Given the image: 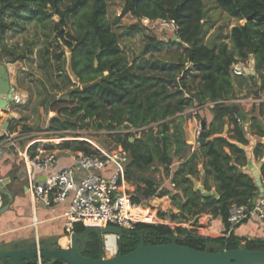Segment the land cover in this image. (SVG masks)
<instances>
[{
	"label": "trees",
	"instance_id": "16d2710c",
	"mask_svg": "<svg viewBox=\"0 0 264 264\" xmlns=\"http://www.w3.org/2000/svg\"><path fill=\"white\" fill-rule=\"evenodd\" d=\"M61 1L0 0V31L9 27L4 20L7 14H15L22 20L37 23H45L54 15H59L58 35L65 37L67 11L60 8ZM78 1L86 6L76 17L78 40L71 52V69L78 82V86L69 92L74 104L71 110L60 109L59 114L63 115L64 119L58 115L54 116L51 122L58 124L62 129L85 128L92 121L100 127L106 124L108 128L114 129L125 122L141 127L160 121L156 133L153 128H149L150 131L143 128L141 133H111L115 145L121 144L129 151L131 162L129 165L127 163L126 169L130 178L145 170L156 157L168 166L172 162L170 151L177 153L184 139L178 126L172 131L173 120L168 119L169 117L184 111L194 100L202 105L217 101L211 107L213 117L210 128L207 129L206 141L200 145V149L204 157L205 188L212 190L215 185L219 196H204L194 189L191 177L200 174L198 154L194 152L182 163L174 178L178 183H182L181 192L184 197L178 206L180 217L175 213L171 216L172 219L178 220L175 228L165 224L138 223L136 229L145 231L146 244L167 243L171 241L169 236L177 235L182 238L179 243L200 250L221 251L240 247L264 249V239H247L243 243L244 238L230 230L231 224L228 221L232 203H248L258 192L254 178L243 170L248 157L246 150L239 144L248 145L249 139L244 123L238 120L234 102L231 101L238 98L232 66L239 60L253 56L256 74L241 77L244 78V83L257 85L264 94V0H216L232 17L246 19L244 24L235 25L231 29L233 50L227 43L217 46L202 43L205 25L203 0H126L125 12L151 20H174L177 26V41L186 51L185 58L177 62L145 59L133 63L128 61L119 44L117 33L106 21V0H93L92 4H87L88 0ZM76 6L75 3L69 8L73 10ZM192 70H196L198 78L188 76ZM190 80L196 82L197 86H191L190 96L184 97V88L189 87ZM257 109L258 114L251 116V128L255 129L257 135L263 136L264 102L259 108H254L253 112ZM227 120L228 136H222ZM11 130L12 125H9L8 131ZM61 147H70L80 154L102 156L86 140L65 141ZM254 152L256 157L262 158L264 144L258 143ZM262 174L264 175V164ZM10 176L16 180L17 176L13 170ZM140 179L146 182V186H139L137 193L132 194L136 202H141V196L148 198L156 191L152 181L142 175ZM5 189L8 190L6 186ZM163 193L165 192H161ZM2 195L7 199L5 203L9 202L5 191ZM206 211L212 212L214 217L221 216L226 229L216 234L206 225L200 224L197 216ZM160 215L166 216V213L160 212ZM86 228L84 224L76 223L74 231L79 232ZM139 242V236L128 235L119 241V248L123 252H129L135 249ZM208 243L214 247L208 249ZM100 248L96 235L88 243L84 254L101 257L103 255ZM7 263L9 261L4 262ZM55 263L60 264L59 261Z\"/></svg>",
	"mask_w": 264,
	"mask_h": 264
},
{
	"label": "rangeland",
	"instance_id": "374dc122",
	"mask_svg": "<svg viewBox=\"0 0 264 264\" xmlns=\"http://www.w3.org/2000/svg\"><path fill=\"white\" fill-rule=\"evenodd\" d=\"M125 1L106 0V21L117 33L119 44L130 63L145 59L177 62L185 58V47L177 41V26L172 20H151L137 17L131 12L124 11ZM203 1L205 4V19L203 20L205 25L202 43L211 46L227 43L233 50L234 46L230 38L231 29L235 25L244 24L246 19L239 20L232 17L217 4L216 0ZM78 2V0H62L60 3V8L67 11L65 27L67 34L65 37L58 35L59 15H54L51 20L45 21V23L22 20L15 14H7L4 18L9 27L5 31H0V88L13 89L20 96V100L12 101V104L5 108L0 107V148L8 154H5V158H2L0 162L13 164V173L17 176L15 182L18 185L27 183V180L23 181L21 178L27 174L22 153L31 141H35L36 144L30 149V154L34 155L38 149L46 148L48 153H53L59 160H62L65 166H71L74 157L80 153H76L70 147H61L65 141L89 138L104 148L110 149L115 147V141L111 136L113 132H127L130 128L142 127L146 131L153 128V132L156 133L158 129V125H155L154 122V124L150 123L141 127L128 125L125 122L117 125L114 129L108 128L106 124L100 127L93 121L85 128L62 129L58 124L51 122V119L58 115L64 119L65 117L59 114L60 109L71 110L74 104L69 92L78 86V82L71 69V52L78 40L76 17L86 6ZM75 3L77 6L71 10L69 7L74 6ZM92 3L93 0L87 1V4ZM247 59L248 65L256 69L253 56H249ZM187 66H191V64H187ZM197 74L196 70H192L188 76L198 78ZM233 79L239 98L251 97L254 91L258 90L257 85L244 83L245 80L241 76L233 75ZM241 81L243 84H240ZM188 85L189 87L184 88V97L190 96L189 88L197 86V83L190 80ZM233 104L234 106L239 105L238 103ZM256 106L258 104H255ZM251 114L257 115L258 110L254 112L252 110ZM212 117L210 106L202 105L194 100L193 104L188 105L184 111L168 118L173 120L172 131L178 126L184 140L177 153L170 151L172 162L169 166L161 163L156 157L153 163L145 170L137 172L136 176L129 178L127 172L131 194L137 193L139 186H146V182L140 179L141 175L154 183L155 193L148 198L141 196L140 203L156 205L161 213L165 212L166 216L170 218L174 213L180 217L181 212L178 206L184 200L181 192L182 183H178L174 178L182 163L194 152L198 154L199 166L202 165L203 155L199 144L201 121L203 119L207 121V130L210 128ZM6 122H8V126L12 125L13 130L8 131V126L3 128ZM225 128H229L228 120ZM135 132L141 133L142 129ZM75 134L81 136L76 137ZM224 135L227 133L224 132ZM60 138L66 139L58 141L57 139ZM130 162L131 157L128 159V165ZM257 162L259 161L257 160ZM247 166L248 164L243 169ZM202 175L203 172H200L198 176L191 177L196 190H198L197 185L201 183ZM178 177L181 178L179 175ZM163 191L165 193L161 194ZM166 196L169 197L172 207L164 210L161 199ZM1 197L2 203H4L7 199L3 197L2 193ZM62 226L63 223L58 220L57 223L45 224L44 227L48 231L61 233ZM11 239H16L15 235L0 234V243ZM119 241L116 235L104 234L103 246L100 248L101 255L109 257L117 254L120 250ZM213 247V244H207L208 249ZM36 261L37 258L27 260V262ZM58 261L64 263L61 259L54 260V262Z\"/></svg>",
	"mask_w": 264,
	"mask_h": 264
},
{
	"label": "built area",
	"instance_id": "2783aa9c",
	"mask_svg": "<svg viewBox=\"0 0 264 264\" xmlns=\"http://www.w3.org/2000/svg\"><path fill=\"white\" fill-rule=\"evenodd\" d=\"M247 62L248 59L237 61L232 66L233 75H255L256 69L251 68ZM247 99L260 104L264 102V94L258 88L256 94L249 98L238 97L231 101L240 105ZM14 100H20L15 92ZM216 102L209 101L205 105L213 107ZM237 117L244 123L238 113ZM159 122L154 123L158 125ZM141 129L143 128H130L129 131ZM61 139L66 138L57 140L62 141ZM83 139L90 142L102 156L79 154L74 157L73 164L66 167H60L58 157L48 153L46 148L38 149L34 155L30 154V148L36 144L35 141L26 145L22 157L27 173V189L34 201H40L48 208L63 206L62 212L53 219L61 220L69 234L74 232L76 223H82L86 227L113 225L125 230H136L138 223L165 224L175 228L178 220L160 215L158 206L133 200L126 169L129 152L121 144L109 149L92 139ZM260 179L263 189L260 190L257 185L256 199L253 198L245 204H231L228 214L231 228L248 220H264L263 174ZM213 218L214 214L210 211L197 216L202 225L209 224ZM36 258V263L44 262L40 253Z\"/></svg>",
	"mask_w": 264,
	"mask_h": 264
},
{
	"label": "water",
	"instance_id": "95a60500",
	"mask_svg": "<svg viewBox=\"0 0 264 264\" xmlns=\"http://www.w3.org/2000/svg\"><path fill=\"white\" fill-rule=\"evenodd\" d=\"M98 61L96 60V65ZM14 90L10 88H0V107L10 106L13 101ZM238 115L244 120V126L247 132V138L251 141V145L247 148L248 166L245 172L251 174L254 172L257 178V184L260 190L263 189L260 179L259 170L254 165L252 150L255 142L251 140L250 135V116L241 108L240 105L234 106ZM8 122L4 128H7ZM206 120L201 121V131L199 133V144L203 145L206 141L207 130ZM219 135V134H217ZM225 136L224 133L221 134ZM134 138H131L133 141ZM246 149L244 144H239ZM3 154L0 148V157ZM262 165H260V169ZM251 169L253 171H251ZM9 178L0 179V189L5 191L9 196V202L0 207V216L9 210L13 193L5 189V185L9 182ZM197 189L204 196H219L217 190H207L205 188V173L202 175L201 183L197 185ZM254 199H256L254 197ZM97 234L100 247L103 246L102 239L104 234L116 235L119 240L128 235L139 236L140 242L138 246L129 251L123 252L121 249L113 256L93 257L84 254L89 242L92 241L91 234ZM63 237H69L71 245L69 247L60 246V240ZM171 241L160 244H146L144 230H125L119 226L106 225L88 226L81 232H72L68 234H60L55 236L39 237L37 235L29 237H21L7 240L0 243V264H39L27 263V260L40 256L45 260L41 264H56L54 260L61 259L64 263L60 264H264V249H248L235 248L221 251L200 250L189 245L179 243L180 237L177 235L169 236ZM184 238V237H183Z\"/></svg>",
	"mask_w": 264,
	"mask_h": 264
},
{
	"label": "crops",
	"instance_id": "0c3cea01",
	"mask_svg": "<svg viewBox=\"0 0 264 264\" xmlns=\"http://www.w3.org/2000/svg\"><path fill=\"white\" fill-rule=\"evenodd\" d=\"M256 92L257 91L255 90L253 94H256ZM245 98H249V97H245ZM255 104L256 103H253L251 100L247 99L243 103H241L240 106L242 107L243 110H245L247 115L250 116V135H251V140L255 142L254 148L252 150V157L254 159L253 161L255 167L259 170V174L261 175L262 168L260 169V165L263 166L264 164V155L262 158L256 157L254 149L258 143L264 144V135L263 136L257 135L255 133V129L251 128V123H252L251 112L252 110H254V108H259L261 103L258 104V106L256 107ZM4 126L5 124L3 125V128ZM228 129L229 128H225V132L227 133V135L225 136H228ZM249 145H251L250 140H249V144L245 145L246 153H247V146ZM5 154L7 153L3 151V155L2 157H0V161H2L1 160L2 158H5ZM257 160L259 162H257ZM62 162L63 161L60 160V166L66 167ZM248 163L249 162H247V164ZM12 170H13V164L0 162V179L3 178L10 179L8 184L6 185V188L8 189V191L13 193V200H11V206L9 210L4 212L0 216V234L3 233L13 234L15 235V238L29 237L34 235H37L39 237H44V236L46 237V236H55V235L63 234V230H65L63 226L61 233L48 231L44 227L45 224L57 223L58 219H53V217H55L60 212H62L63 206L48 208L44 206L42 202L34 201L27 189V183L18 185L15 182L16 180H13L11 178L10 175ZM199 170L204 174V157L202 159V165L200 164L199 166ZM251 171L253 170L251 169ZM249 175L254 178L257 184V178L254 172H252ZM21 178L23 181L27 180V174L23 175V177ZM212 188L216 189V186L213 185ZM2 192L3 190L0 189V207L6 204L5 202L2 203V197H1ZM161 201L164 210H167L168 208L170 209L172 207L168 196L163 197ZM174 211H176V209ZM206 226L209 228L210 231L215 232L216 234H219L226 229L221 216L214 217ZM230 230H233V232L237 236L244 238L243 243L247 239H257V238L264 239V220H248L241 224H238L234 228L230 227ZM60 244L62 247H69L71 245L70 238L68 237L61 238Z\"/></svg>",
	"mask_w": 264,
	"mask_h": 264
},
{
	"label": "flooded vegetation",
	"instance_id": "af4514ba",
	"mask_svg": "<svg viewBox=\"0 0 264 264\" xmlns=\"http://www.w3.org/2000/svg\"><path fill=\"white\" fill-rule=\"evenodd\" d=\"M76 232H78V231H76ZM79 232H81V231H79ZM64 233L70 235L69 233H67L66 230L64 231ZM95 236H96L95 234H91V238H92V239H94ZM68 238H69V237H68ZM97 238H98V236H97ZM70 243H71V240H70ZM60 246H61V244H60ZM6 261H7V260H6ZM27 263H30V262H27Z\"/></svg>",
	"mask_w": 264,
	"mask_h": 264
}]
</instances>
